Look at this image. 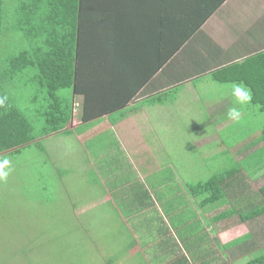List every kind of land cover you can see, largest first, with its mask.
<instances>
[{
	"label": "crops",
	"instance_id": "1",
	"mask_svg": "<svg viewBox=\"0 0 264 264\" xmlns=\"http://www.w3.org/2000/svg\"><path fill=\"white\" fill-rule=\"evenodd\" d=\"M104 1L114 8L111 12V15H115L113 27L129 25L130 18L127 19V16H132V0L128 5L124 0ZM214 3L215 0H178L173 12L178 14L176 28H171L170 32L160 27L153 28L158 35L165 33L164 38L177 46H172V43L167 47L163 43L158 46L153 43L145 45L144 48L156 47L153 48L154 52L145 53V60L136 59L132 63V41L134 34L152 40L149 29L146 32L143 27H135L126 34L123 32L122 36L112 31L115 35L113 40L105 39L99 45L101 56L96 58L94 69L90 67L89 71L88 68V80L86 78L84 87L90 91L89 113H107L83 122L87 97L75 93L74 119L69 131L48 136L58 140L62 136L73 137L79 151L78 160L84 167L86 149L89 148L91 172L104 190L102 196L95 198L98 204L93 205H110L114 208L118 218L127 222V236L131 238L127 243V247H130L128 253L137 255L134 248L140 255L147 252L143 259L148 264H178L179 260L184 264H237L235 260L248 258L249 248L258 245L255 233L248 232L229 239L234 227L218 229L211 225L206 215L218 205L201 208L189 191L191 183L182 181L178 168L171 164L172 158L182 154L178 146L179 128H189L186 135L193 138L191 150L194 154L200 151L205 156L217 153L223 156L226 154L224 150H217L219 147L208 144L222 141L223 136L224 139L230 136V143H234V137L243 136L237 137L226 132V129L244 119L248 120V114L255 119L264 115L261 105L255 103L253 98L250 103L240 105L226 94L225 98L217 96L219 87L238 82L229 80L228 83H220L214 79V74L222 72L223 68L242 65L251 58L263 66L264 0H225L183 44L193 26L201 23L207 6ZM145 11H148L145 21H149L162 9L148 8ZM165 18L167 21V14ZM180 44L181 49L155 72V63H160L162 55L175 52ZM132 66L136 72L132 71ZM140 70L144 72L138 74ZM147 73L150 79L134 100L126 106L111 108L132 93V88L125 85H130L132 81L135 84L138 77L145 78ZM107 81L110 87L104 84ZM96 83L102 84V88L91 93ZM233 107L240 110L237 119L227 115L229 108ZM199 112L203 114L201 120L196 118ZM191 119L193 122H190ZM207 127L212 130L194 135L197 129ZM245 137L248 138V135ZM240 142L248 144L247 140ZM246 150L249 152V145ZM120 153L129 154L131 165L119 167L114 172L112 165L119 162ZM243 159L246 158L242 157L241 161ZM241 168L243 170V166ZM152 177L163 180L152 182ZM113 184L119 186L112 187ZM176 194L180 195L177 199L181 201L180 204L172 201ZM221 203L225 204V200ZM219 216L212 219L214 224ZM216 231L220 232L218 237L215 236ZM249 234L254 235L252 242H245L241 247H228ZM226 238L228 240H224ZM169 255L173 256L170 260Z\"/></svg>",
	"mask_w": 264,
	"mask_h": 264
},
{
	"label": "trees",
	"instance_id": "2",
	"mask_svg": "<svg viewBox=\"0 0 264 264\" xmlns=\"http://www.w3.org/2000/svg\"><path fill=\"white\" fill-rule=\"evenodd\" d=\"M88 1L94 4H88ZM124 1L126 5L130 2ZM224 1L215 0L213 5L207 6L201 23L189 29V35H186L183 44L203 26ZM7 4L6 1L0 0V97H6L4 105L0 106V162L7 153H19L26 147L38 145L45 137L69 131V125L74 119L75 93L87 97L83 122H89L107 113L105 111L89 113L90 91L84 87L89 74L88 68L89 71L90 67L94 69L96 58L101 56L99 45L105 39L113 40L115 35L112 31L122 36L123 32L126 34L135 27H143L146 32L149 29L152 40H145L146 37L142 38L141 34L138 36L134 34L132 63L136 62V59L145 60V53L154 52L153 48H156L154 46L161 43L165 47L169 46V43L177 46L175 42H169L164 38L165 33L158 35L157 30L153 28L160 27L169 32L171 28H176L178 14L173 12L178 0H132V16H127L130 22L124 27H113L115 15H111V12L114 8L104 0H13L14 10L11 13L7 12ZM148 8L162 11L155 13L149 21H145L148 12L145 10ZM165 10L168 12L165 13ZM21 43L24 45L23 49L17 50ZM151 43L154 44L153 47L144 48ZM181 45L175 52L167 56L162 55L160 63H155V72L181 49ZM126 57H129V53ZM99 61L101 63V59ZM256 62L255 58H251L242 65L225 67L222 72L214 74V79L220 83H228L229 80L243 83L251 90L253 101L259 103L264 111V63L261 67ZM132 71L136 72L133 66ZM143 72L140 70L137 73ZM140 77L135 81L136 85L132 84L133 81L130 85H125L132 88L130 96L118 101L119 104L111 108L126 106L135 99L150 79L148 73L147 77ZM106 83L109 84L108 81L104 84ZM100 88L102 84L96 83L91 88V93ZM255 146H258V152L264 153V127L254 142L253 147ZM242 172L241 165L237 162L230 169L217 173L205 182L190 184L189 191L201 208L214 205L213 203L225 199L230 194L240 198L242 204H235V213L239 214L244 223H248L264 215V205L250 204L251 201L246 200L248 198L244 191L245 185L242 186L244 183ZM260 191L264 194V188ZM238 192L240 193L237 197ZM246 201L252 208L242 212L241 207L246 208L243 204ZM228 216H232L231 211ZM224 218L225 215L222 219L219 216L217 222ZM253 238L254 235L249 234L228 247H241L245 242H252ZM129 248L126 244L125 255ZM178 264L184 263L179 260ZM250 264H264V256Z\"/></svg>",
	"mask_w": 264,
	"mask_h": 264
},
{
	"label": "rangeland",
	"instance_id": "3",
	"mask_svg": "<svg viewBox=\"0 0 264 264\" xmlns=\"http://www.w3.org/2000/svg\"><path fill=\"white\" fill-rule=\"evenodd\" d=\"M4 1L8 3L7 12H13V0ZM23 46L21 43L17 50L23 49ZM219 88L221 92L218 90L217 96L225 98L228 95L235 100L229 86ZM202 116L199 112L196 118L201 120ZM248 117V120L244 119L226 129V132L236 134L237 137L243 136L242 138L234 137V143L231 144L230 136L228 139L223 136L222 141L208 144L219 147L217 150H224L226 154L223 156L218 153L205 156L200 151L199 154H194L191 150L193 138L186 135V129L189 128H179L178 146L182 154L172 158L171 164L178 168L181 180L191 184L205 182L238 162L245 172L242 186L245 185L246 200L251 201L250 204L264 205V194L260 191L264 188V153L258 152V146L253 147L264 127V115L259 119L249 114ZM190 122H193L192 119ZM209 128H200L193 133L210 132L212 129ZM57 140L58 138L45 137L38 145L26 147L19 153H7L0 162L3 164L5 160L8 161L3 169L8 176L0 180V264H148L143 259L147 252L140 255L134 248L137 255H125V246L131 238L127 237V222L118 218L114 208L110 205H93L98 204L95 198L102 196L104 190L91 172L89 148L86 149L84 167L77 157L79 151L75 139L62 136ZM223 140L228 143H222L225 142ZM241 140H247L248 144L241 143ZM248 145L250 153L245 151ZM242 157L246 159L241 161ZM118 161H121L120 165L119 162L112 165L114 172L119 167L127 168L131 165V158L127 153H120ZM168 161L170 160L166 162ZM156 180L163 178H150L152 182ZM179 197L176 194L172 198L174 204H180L181 201L177 200ZM224 200L225 204L221 203ZM213 204L223 205L210 210L206 216L211 225L218 229L234 227L229 239L241 237L248 232L256 235L258 245L253 249L249 248L248 258L235 260L237 264H250L264 256V215L244 224L234 208L235 204H242L241 199L231 194ZM243 204L246 208L241 207L242 212L252 208L245 205L247 202ZM230 211L231 217L228 216ZM218 214L221 219L224 215L225 218L214 224L212 219ZM219 234L216 231L215 236L218 237ZM172 257L169 255L168 260Z\"/></svg>",
	"mask_w": 264,
	"mask_h": 264
},
{
	"label": "clouds",
	"instance_id": "4",
	"mask_svg": "<svg viewBox=\"0 0 264 264\" xmlns=\"http://www.w3.org/2000/svg\"><path fill=\"white\" fill-rule=\"evenodd\" d=\"M232 89V95L235 98L236 103L240 105H245L251 102L252 100V92L251 90L244 85L243 83H232L229 85ZM6 97H0V106L4 105ZM240 110L233 107L228 110V117L231 119H237L240 116ZM8 164V161L5 160L3 164H0V180H4L7 178L8 173L3 171L4 167Z\"/></svg>",
	"mask_w": 264,
	"mask_h": 264
}]
</instances>
